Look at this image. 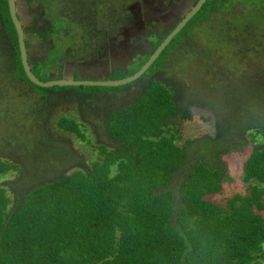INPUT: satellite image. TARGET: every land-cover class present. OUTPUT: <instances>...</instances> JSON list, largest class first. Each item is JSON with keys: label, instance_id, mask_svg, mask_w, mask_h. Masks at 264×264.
<instances>
[{"label": "trees", "instance_id": "1", "mask_svg": "<svg viewBox=\"0 0 264 264\" xmlns=\"http://www.w3.org/2000/svg\"><path fill=\"white\" fill-rule=\"evenodd\" d=\"M88 1L64 12L99 23L134 0ZM0 73L32 109L14 141H0V264H264V0H208L135 81L136 98L117 93L102 111L111 87L28 79L0 0ZM194 108L209 111L210 129L192 138ZM227 158L246 192L226 195Z\"/></svg>", "mask_w": 264, "mask_h": 264}, {"label": "flooded vegetation", "instance_id": "2", "mask_svg": "<svg viewBox=\"0 0 264 264\" xmlns=\"http://www.w3.org/2000/svg\"><path fill=\"white\" fill-rule=\"evenodd\" d=\"M18 1L27 45L31 48L32 70L36 76H41V73L37 75L35 67L47 63L51 70L43 73V76L46 75L48 79L73 77L75 80L99 81L128 77L133 70L131 63H139L151 56L158 48L160 39L180 24L183 13L187 11L185 3L189 2L134 0L129 6H124L121 16L115 15L107 21L93 24L88 19L83 26L81 17H78L80 26L77 29L73 27L74 31L68 33L64 29L60 33L70 38L77 35L79 39L67 47H61L52 38V35L60 33L52 28L46 16L47 10L35 0ZM89 2L92 4V0ZM174 2L176 6L171 7ZM197 2L192 3L196 5ZM85 28L93 29L99 37L93 38ZM51 52L52 59L49 57Z\"/></svg>", "mask_w": 264, "mask_h": 264}, {"label": "rangeland", "instance_id": "3", "mask_svg": "<svg viewBox=\"0 0 264 264\" xmlns=\"http://www.w3.org/2000/svg\"><path fill=\"white\" fill-rule=\"evenodd\" d=\"M37 3L41 5L44 9L47 10L46 16L50 23L52 24V28L57 31L58 33L63 32L64 29L74 31V28L77 29V27L80 26V23H78V16L77 15H67V13H70L67 11L65 13V9L68 8V6L74 4L77 0H35ZM96 0H93L95 2ZM98 3L103 6L102 4L106 2V0H97ZM72 2V4H71ZM87 4V3H86ZM90 6L92 5L91 2H89ZM227 5V4H226ZM88 6V5H87ZM93 7V6H91ZM103 10L102 8H100ZM108 11V8H107ZM83 26V24H81ZM74 27V28H73ZM101 31V29H100ZM205 28H200V32H203V35L200 36V38H206L205 37ZM215 34V33H213ZM52 38H54V41L57 45H60L61 47H67L70 44L74 42V40H78L79 36L73 35L68 37V35H62L60 34H54L52 35ZM49 57L52 59V52L50 53ZM137 63H131L130 68L134 69ZM51 70L49 67V64L42 63V65H37L35 67V72L43 73L48 72ZM211 74H213V71H210ZM150 76V75H149ZM212 75H209V79H211ZM149 82V80H148ZM134 81L132 83L122 85V86H113L106 89H101V92H105L104 95V103L100 102V109H104V106L107 104H112L114 102L112 95L114 97L117 96V93H126L128 91L132 90V95L139 94L140 89L138 88V84H135ZM6 80L3 78V75L0 73V141H3L6 139L9 141H14V132L21 131L22 128L20 125L26 126V122L28 121V115L32 111V109H26V105L24 104L25 100L23 101L22 97L20 95H23L21 86H12V88H8L6 85ZM198 84V82H197ZM126 86V87H125ZM103 87V86H102ZM15 89V90H14ZM134 91V92H133ZM138 91V92H137ZM136 92V93H135ZM137 94V95H138ZM136 95V96H137ZM135 96V98H136ZM119 100L116 101L115 105L119 106L121 103H123L122 99H125L128 101V96H118ZM122 98V99H121ZM22 104H24V108L26 109V113H24ZM66 108V107H65ZM193 114L190 116V119L184 124L183 130L186 132L188 137H198L202 134L206 133L210 129V123H206L203 116L210 117L207 111L204 109H197L194 108ZM60 108L58 109L59 112ZM202 110V111H201ZM73 113H78V110L76 107H73L72 110ZM77 118L79 119L80 116L77 115ZM48 127H51V131L54 132V128L50 125ZM90 128H83V131H85L86 135L88 137H92L93 143L97 144L98 140L95 139V134L92 133V130H89ZM23 134V132H21ZM29 138V135H27ZM33 137V136H31ZM65 137L71 140V143L73 145V148L80 152L82 155H84L86 158H92L94 159L95 156V149L91 146H88L86 143L83 142H77L74 136L71 135H65ZM230 160L227 158V161ZM241 160V159H240ZM229 167L231 170V176L232 181L227 184L226 188V195H233L238 192H246L248 190V184L244 183V174L242 172V165L240 162H236L235 160H230Z\"/></svg>", "mask_w": 264, "mask_h": 264}, {"label": "water", "instance_id": "4", "mask_svg": "<svg viewBox=\"0 0 264 264\" xmlns=\"http://www.w3.org/2000/svg\"><path fill=\"white\" fill-rule=\"evenodd\" d=\"M197 0H189L188 3H185L187 6V11L183 13L182 21L175 28V30L158 46V48L151 54L148 61L140 68L139 71L134 73L131 76L114 79V80H75L73 77L69 78H57L50 77L48 80H42L38 78L33 72V64L30 57L31 48L28 47L27 35L23 28V21L21 20V10L18 7V0H8L9 12L14 24V27L17 32L21 60L23 64L24 71L28 79L37 86L43 88H50L54 86L66 87V86H105V87H113V86H122L129 83H132L139 79L155 62V60L159 57L164 48L172 41L173 38L181 31L183 28L200 12L201 9L204 8L208 0H198L197 4L194 5L192 2ZM192 3V4H191ZM184 3L182 2L181 5ZM176 2L171 4V7H175ZM126 69V67H125Z\"/></svg>", "mask_w": 264, "mask_h": 264}]
</instances>
